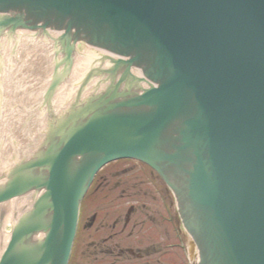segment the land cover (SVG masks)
Segmentation results:
<instances>
[{"label": "water", "instance_id": "obj_1", "mask_svg": "<svg viewBox=\"0 0 264 264\" xmlns=\"http://www.w3.org/2000/svg\"><path fill=\"white\" fill-rule=\"evenodd\" d=\"M15 29L54 59L44 139L0 176V204L26 203L0 264H67L95 173L123 158L172 189L199 264H264V0H0ZM78 42L118 58L74 83Z\"/></svg>", "mask_w": 264, "mask_h": 264}, {"label": "flooded vegetation", "instance_id": "obj_2", "mask_svg": "<svg viewBox=\"0 0 264 264\" xmlns=\"http://www.w3.org/2000/svg\"><path fill=\"white\" fill-rule=\"evenodd\" d=\"M187 242L158 176L121 160L98 173L83 201L69 264H190Z\"/></svg>", "mask_w": 264, "mask_h": 264}, {"label": "bare ground", "instance_id": "obj_3", "mask_svg": "<svg viewBox=\"0 0 264 264\" xmlns=\"http://www.w3.org/2000/svg\"><path fill=\"white\" fill-rule=\"evenodd\" d=\"M23 32H24V36H25V38H26V36H28V34H27V31L26 30H22ZM28 38V37H27ZM41 49V55L44 57V55L45 54H47V52H45V54L43 53V48H40ZM95 51L93 50V49H91V48H87V50H86V55L87 56H95L96 54H93ZM8 59V58H7ZM6 61V60H5ZM8 61H10V60H7L6 61V63H5V65H7V66H10V63H8ZM37 63H38V60L36 61V64H35V68H36V65H37ZM89 63V60H81V61H79L78 63H77V65H76V71H78V73L79 72H82L84 69H85V67H86V65ZM30 66H33V61L32 60H30ZM39 68H40V70H41V72H40V77L44 80V82L46 81V79H47V76H48V74H49V71H50V69H49V60L48 59H46V58H43V59H41L40 60V62H39ZM38 76V75H37ZM40 77H39V80H40ZM33 93H34V97H35V90H33ZM36 95H37V92H36ZM41 95V94H40ZM61 100H62V98H61ZM36 126H37V129H39V132H42L43 131V128H42V126H43V124H42V116H41V113H40V115L37 117V120H36ZM41 128H42V130H41ZM41 130V131H40ZM38 132H36V134H37ZM34 138H36V136H34ZM16 139V141L18 142V144L20 145V142L18 141V139L17 138H15ZM34 140V139H33ZM12 141V140H11ZM16 141H15V143L14 144H16ZM12 145H13V143H10L9 144V147L10 148H12ZM8 147V148H9ZM15 205V204H14ZM14 207H17L16 205L14 206ZM2 210H7V205H4V206H0V212L2 211ZM14 212H15V209H14V211H13V214H14ZM3 235H1V237H2Z\"/></svg>", "mask_w": 264, "mask_h": 264}]
</instances>
